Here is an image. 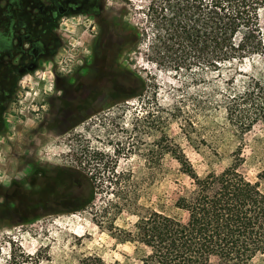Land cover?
<instances>
[{
    "label": "rangeland",
    "instance_id": "rangeland-1",
    "mask_svg": "<svg viewBox=\"0 0 264 264\" xmlns=\"http://www.w3.org/2000/svg\"><path fill=\"white\" fill-rule=\"evenodd\" d=\"M151 1H93L64 16L54 48L25 76L0 131V264H83L92 256L141 264L142 247L123 242L122 231L154 211L177 212L190 179L175 151L205 175L229 166L241 148V171L264 190V108L245 131L226 112V96L264 82V55L232 70L231 86L198 69L157 65L143 36L125 38L149 26ZM261 25L264 32V8ZM76 170L93 199L66 211L87 192L72 185Z\"/></svg>",
    "mask_w": 264,
    "mask_h": 264
},
{
    "label": "trees",
    "instance_id": "trees-1",
    "mask_svg": "<svg viewBox=\"0 0 264 264\" xmlns=\"http://www.w3.org/2000/svg\"><path fill=\"white\" fill-rule=\"evenodd\" d=\"M263 8L264 0H152L146 14L149 26L131 30L126 43L143 36L148 58L157 65L176 72L198 69L204 78L215 74L231 86L232 70L264 55ZM138 82L141 92L145 83L140 78ZM226 97L228 118L245 131L261 116L264 82L253 79L244 91ZM174 155L190 179L175 201L177 212L154 211L135 230L122 231L123 242L142 247L141 264H254L256 257H264V190L259 180L241 171L242 149L235 151L229 166L205 175L183 153ZM74 172L72 185H85L87 192L66 211L84 208L93 199L91 183ZM83 264L107 263L92 256Z\"/></svg>",
    "mask_w": 264,
    "mask_h": 264
},
{
    "label": "flooded vegetation",
    "instance_id": "flooded-vegetation-1",
    "mask_svg": "<svg viewBox=\"0 0 264 264\" xmlns=\"http://www.w3.org/2000/svg\"><path fill=\"white\" fill-rule=\"evenodd\" d=\"M93 1L101 6L104 3V0H0V131L6 126L9 107L20 96V89L26 87L25 76L41 66L58 41L61 19L92 5ZM57 173L56 183L60 177ZM50 186L44 190L53 191ZM48 208L57 210L51 205Z\"/></svg>",
    "mask_w": 264,
    "mask_h": 264
}]
</instances>
